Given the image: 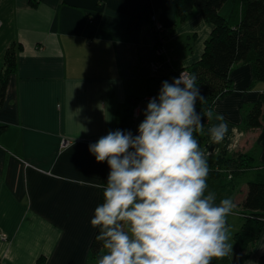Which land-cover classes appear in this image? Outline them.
Segmentation results:
<instances>
[{
  "label": "crops",
  "instance_id": "obj_1",
  "mask_svg": "<svg viewBox=\"0 0 264 264\" xmlns=\"http://www.w3.org/2000/svg\"><path fill=\"white\" fill-rule=\"evenodd\" d=\"M32 1L0 0V71L6 49L16 45L0 105V264H95L90 221L101 188L94 185L106 184L109 166L89 145L117 130L127 111L138 118L162 81L198 60L212 24L196 10L179 20L175 0ZM227 1L219 9L225 17L233 6L230 0L224 14ZM151 14L161 31L150 26ZM228 77L231 90L212 104L228 123L226 137L212 143L215 119L195 135L208 159L249 151L262 165L264 107L258 127L245 125V113L264 98V80L253 77L248 61L233 63ZM254 171H244L230 197L221 194L235 204L238 228ZM262 253L264 228L231 259L262 264Z\"/></svg>",
  "mask_w": 264,
  "mask_h": 264
},
{
  "label": "clouds",
  "instance_id": "obj_2",
  "mask_svg": "<svg viewBox=\"0 0 264 264\" xmlns=\"http://www.w3.org/2000/svg\"><path fill=\"white\" fill-rule=\"evenodd\" d=\"M196 79L182 71L162 81L136 135L117 129L89 145L110 168L106 184L94 185L103 189L90 221L105 250L97 264H212L233 253L226 218L235 204L230 198L217 204L207 191L209 154L195 135L215 119L208 133L219 144L228 123L205 107Z\"/></svg>",
  "mask_w": 264,
  "mask_h": 264
},
{
  "label": "trees",
  "instance_id": "obj_3",
  "mask_svg": "<svg viewBox=\"0 0 264 264\" xmlns=\"http://www.w3.org/2000/svg\"><path fill=\"white\" fill-rule=\"evenodd\" d=\"M233 6L228 17L219 9L225 0H175L179 20L185 19L193 10L200 12L203 18L212 24L209 36L204 41L202 54L188 67L190 74H195L201 94L207 99L205 107H212L218 96L231 90L229 70L237 61L251 63L253 77L264 80V0H232ZM31 3L35 1L30 0ZM15 47L10 45L4 54V67L0 71V105L3 103L7 78L15 68ZM167 79V78H166ZM165 81V80H164ZM264 98L255 101L245 113V125H261ZM200 105L197 102V111ZM130 113L127 111L119 125L120 130L128 131ZM137 131L133 134L136 135ZM209 175L207 191L219 194L220 200L230 197L238 188L240 176L247 169H255L253 176L246 180V190L240 200L243 222L234 231L232 237L239 250H245L253 244L264 228V164L254 162L249 151L237 152L232 156L218 154L208 159ZM110 168L105 173V182ZM227 193V197L221 195ZM207 194V192H206ZM103 202L101 188L99 204ZM96 228L89 245V252L95 264L105 254L101 242L95 237ZM264 264V253L260 256ZM231 254L212 264H236Z\"/></svg>",
  "mask_w": 264,
  "mask_h": 264
},
{
  "label": "rangeland",
  "instance_id": "obj_4",
  "mask_svg": "<svg viewBox=\"0 0 264 264\" xmlns=\"http://www.w3.org/2000/svg\"><path fill=\"white\" fill-rule=\"evenodd\" d=\"M230 3H231V1L228 0L224 4V6L222 8V12L224 14H226L228 12ZM140 101H142V100H140ZM143 112L140 114V116L138 118L130 116L129 126H130L132 132L135 131L136 129H138L139 123L144 119ZM227 218H228V224L226 225V227L228 228V233H229V241L228 242L232 244L233 251H234V249H236V244L233 240L232 234L236 230V228H238L236 224H237V221L238 220L240 221L241 218L239 216H237L236 214H233V213L230 214L229 216H227Z\"/></svg>",
  "mask_w": 264,
  "mask_h": 264
},
{
  "label": "built area",
  "instance_id": "obj_5",
  "mask_svg": "<svg viewBox=\"0 0 264 264\" xmlns=\"http://www.w3.org/2000/svg\"><path fill=\"white\" fill-rule=\"evenodd\" d=\"M149 20H150V26L157 30V31H161L163 28H162V25L161 23L159 22V20L157 19L156 15L155 14H151L150 17H149ZM184 71L186 73H189L187 69H180L178 71H176L175 73H173L169 78H167L166 80L169 81L170 83L172 82L173 78H178L180 73ZM190 74V73H189ZM67 143V140L63 139L62 140V144L65 145ZM4 234L0 232V237H3Z\"/></svg>",
  "mask_w": 264,
  "mask_h": 264
}]
</instances>
